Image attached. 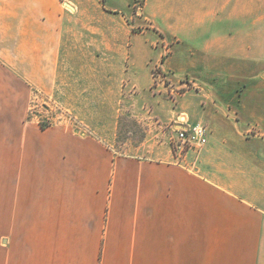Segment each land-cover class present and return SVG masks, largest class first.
<instances>
[{"label": "crops", "instance_id": "1", "mask_svg": "<svg viewBox=\"0 0 264 264\" xmlns=\"http://www.w3.org/2000/svg\"><path fill=\"white\" fill-rule=\"evenodd\" d=\"M129 2L0 0V264H264V0H144L149 34ZM157 37L199 69L197 119L150 91ZM125 109L149 130L118 153ZM159 121L207 140L173 152Z\"/></svg>", "mask_w": 264, "mask_h": 264}, {"label": "rangeland", "instance_id": "2", "mask_svg": "<svg viewBox=\"0 0 264 264\" xmlns=\"http://www.w3.org/2000/svg\"><path fill=\"white\" fill-rule=\"evenodd\" d=\"M144 0H130L129 2V8L131 11V19H128V23L131 24L132 30L136 32H147L153 33V30H151L148 27V24L146 21L142 20V23H138L135 21L139 16L140 18L143 17L140 15L139 12H141V6L143 4ZM130 18V17H129ZM135 21V22H134ZM139 21V20H138ZM157 40V42H156ZM154 42L151 40L152 43L151 46L155 47L157 49L158 57L159 53L161 52L162 55L157 59V62L155 63V60L157 57L154 56V58H150L147 60V64H149V68H152V83L150 91L152 94L158 98L166 99L170 102H172L173 107L176 105L177 98H180L184 95L191 94L190 97V104L193 105L194 111L191 107L192 112L191 117L197 119L198 118V112L200 109V100L206 99V90L201 87V80H200V74L199 69H193L191 72H187L185 74L175 71H163L161 69V63L164 61V59L169 55L170 53V43H165L161 39V37L156 39ZM176 50H185L188 47L185 46L184 43H176ZM187 45V44H186ZM199 46V40L192 41L191 42V49ZM146 57V53H145ZM198 56H195L193 53L192 59H197ZM208 96V93H207ZM39 99L36 101L33 100L30 106V115L31 117H34L38 120L39 124L41 126L49 125L54 122L60 121L62 118H68L65 116V113L57 106L52 104L48 100ZM206 101V100H205ZM180 108L184 110V107L179 104ZM148 114L152 113V108H147ZM171 123L172 121H166L161 122L159 121L157 124L159 125V129L161 130V133L166 137L167 142L170 145L169 139L172 135L171 132ZM157 125V126H158ZM205 127L206 125L203 124ZM207 128V127H206ZM148 126L144 124V122L138 118H134L130 113L123 111V114L121 115L119 119V127H118V136L117 141L115 144V150L118 153H124L127 151L128 146L132 145L134 143H138L141 141L146 135L148 131ZM208 133V131H207ZM174 152V150H173Z\"/></svg>", "mask_w": 264, "mask_h": 264}, {"label": "built area", "instance_id": "3", "mask_svg": "<svg viewBox=\"0 0 264 264\" xmlns=\"http://www.w3.org/2000/svg\"><path fill=\"white\" fill-rule=\"evenodd\" d=\"M183 119V115L180 117ZM174 127V122L171 123ZM207 140V129L203 124H194L185 129H174V134L170 136L169 142L174 152L186 151L188 149H199Z\"/></svg>", "mask_w": 264, "mask_h": 264}]
</instances>
